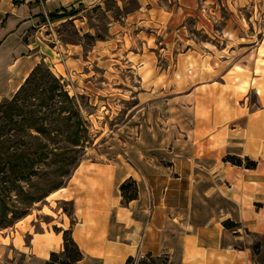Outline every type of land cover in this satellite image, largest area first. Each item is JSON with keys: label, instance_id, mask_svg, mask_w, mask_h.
Listing matches in <instances>:
<instances>
[{"label": "crops", "instance_id": "0c3cea01", "mask_svg": "<svg viewBox=\"0 0 264 264\" xmlns=\"http://www.w3.org/2000/svg\"><path fill=\"white\" fill-rule=\"evenodd\" d=\"M105 1L0 0V104L11 100L44 63L85 94L100 84L127 86L132 72L141 87L150 89L139 94L143 109L151 101L161 105L165 98L188 104L190 111L173 113L175 124L169 129L157 124L161 116L156 112L153 127L139 125L143 140L138 146L144 154L136 163L82 161L62 190L73 211L62 217L60 229L71 230L82 264H264V244L257 243L264 240V144L257 143L256 132L260 113L245 117L236 107L244 97L239 83L248 77L245 73L256 72L264 52V0H136L137 7L121 16L122 22L113 20L107 40L88 50L82 43L54 42L53 33L66 21L51 15L106 10ZM224 8L235 15L221 17ZM245 10L246 17L241 14ZM222 18L224 36L237 42L214 52L205 44V32ZM193 20L197 33L188 31ZM205 48L223 61L229 60L224 51L236 55L226 62L225 74H218L222 80L217 78L223 72L219 65L206 67ZM157 51L178 54L177 63L157 67L152 63ZM124 53L125 64L118 59ZM231 72L240 79L234 81ZM141 116L143 122L149 119L145 112ZM241 119L246 120L244 140L230 126ZM164 152H169L167 160ZM227 156L257 167L233 165ZM128 181L137 184L138 197L125 202L121 186ZM225 222L237 227L227 228ZM30 249L32 264H45L51 253L63 250V233H32Z\"/></svg>", "mask_w": 264, "mask_h": 264}, {"label": "rangeland", "instance_id": "374dc122", "mask_svg": "<svg viewBox=\"0 0 264 264\" xmlns=\"http://www.w3.org/2000/svg\"><path fill=\"white\" fill-rule=\"evenodd\" d=\"M104 7L110 12L107 13L106 10L97 7L92 10L80 9L78 12L72 10L63 18H59L66 22L53 33L56 35L54 42L59 40L66 43H82L88 50L96 41L107 40L111 35L113 20L120 19L121 16L135 9L137 2L136 0L122 1L121 5H118L115 0H106ZM78 13L79 16H77ZM241 14L246 17L249 10H245ZM220 15L227 20L232 18L235 13L233 10L224 8ZM225 19L215 22L211 26L208 25L209 29L205 32V44L214 52L216 49L222 50L227 45L231 47L234 45L233 43L237 42H234V39L229 41V36H224ZM120 21L122 22V19ZM187 26L188 31H197V24L194 20L190 21ZM127 28L128 31L132 30L131 27ZM244 28L249 32L250 28L246 23ZM85 30L90 33L81 34ZM133 31L137 30L133 29ZM227 40L231 43L228 42V44ZM209 49L205 48V65L209 69L219 65L223 72H218L217 78L222 80L223 78L218 74H225L226 62H233L236 55L231 54V51H224L229 60L223 61L221 57H214ZM229 54L231 57L228 56ZM259 54L256 72L245 73L248 74V77L244 82L239 83L242 87L238 90L244 97L239 96L241 98L236 107L238 115H245V117L254 112L260 113L259 126L256 131L257 143L260 145L264 144V112H261L264 110V69L262 70L264 66L261 67L264 63V52L261 51ZM124 58L125 53L118 57L121 62H124ZM152 58V63H155L157 67L166 68L169 64H176L179 57L178 54L166 56L157 51L155 55L152 54ZM144 62H146V69H149V61L145 60ZM51 73L56 77L53 71ZM128 75L127 78L130 82L127 86L104 88L100 84L92 92L88 91V94L79 93L75 83H66L59 79L65 92L74 101V108L70 110L71 114L69 113L70 121L63 118V115L67 116L68 113L63 115L60 113V107L65 106L63 99L57 98L56 101H60V103L47 102L43 96H40L41 90L49 87L51 79L46 86H40L39 89L36 81L32 80L27 86L29 96L17 100H14L13 97L11 100L1 103L0 264H32L33 252L30 249V234L42 233L45 229L55 232V229L61 227L62 217L64 215L70 217L73 205L71 202L63 200L66 194L62 190L67 186L76 166L82 161L121 160L130 164L136 163L144 154L138 146V143L143 140H139L141 130L139 125L153 127L154 112H156L157 117L161 116V120L157 121V124L161 125L163 129H169L171 125L175 124L173 113L190 111L188 104L171 103L165 98L161 105H153L155 103L151 101L143 109V105L139 106L143 96L140 97L139 94L150 89L141 87L138 82L140 78L138 74L130 72ZM230 75L234 81L240 79L234 72H231ZM166 92H168L166 95L170 96V89H167ZM142 112H145V118L149 117L144 122L141 116ZM245 121V119H241L230 125L234 129H238V137L241 140H244L245 136L242 130L243 128L245 130ZM36 127H43L46 132L39 134L36 132ZM174 129L171 127V131H175ZM164 134H168V132L164 131ZM251 134L250 137L255 135L253 130ZM146 140L152 142V138L147 137ZM240 143L244 144V142ZM11 152L27 153V158L34 161L37 174L26 180L11 176L12 171L6 165L7 156ZM260 154L264 158V151H261ZM38 157H40V162L37 161ZM163 157H166L167 160L169 152H164ZM46 194H48L47 197H45ZM14 215L17 219H14ZM257 243L261 246L264 244V240Z\"/></svg>", "mask_w": 264, "mask_h": 264}, {"label": "trees", "instance_id": "16d2710c", "mask_svg": "<svg viewBox=\"0 0 264 264\" xmlns=\"http://www.w3.org/2000/svg\"><path fill=\"white\" fill-rule=\"evenodd\" d=\"M63 16L64 15H51L50 18L52 20H56L59 18H63ZM50 79L51 83L49 87L43 88L41 90L40 96H43L47 102L56 101L57 98L63 99L65 106L60 107V113L61 115L66 113L69 114L70 110L74 108V101L65 92L63 86L60 84L59 79L52 75L51 71L44 63L38 65L33 70L29 78L26 80L25 84L19 89V91L14 96V100L29 96L27 86L31 83L32 80L36 81L39 86H37V88L39 89L40 86H46V84L50 82ZM56 102L60 103V101ZM70 114L67 116L63 115V118L65 120L70 121ZM36 132L39 134H43L46 132V130H44L43 127H36ZM27 157L28 155L25 152H11L10 154H8L6 159V165L12 171L11 176L17 179L26 180L32 178L37 174L34 161L32 159H28ZM37 161L40 162V157H38ZM225 161H228L236 166L245 167L247 169H255L257 167L256 162L250 161L248 159H245L243 161L238 157L227 156L225 158ZM121 193L125 202L133 201L138 197V186L134 181H128L121 186ZM47 195L48 194H46L45 197H47ZM14 219H17L15 215ZM225 227L235 228L237 227V225L230 222H225ZM55 232L63 233V250L61 252L51 253L49 260H47L45 264H82L83 253L73 240L71 230L55 229Z\"/></svg>", "mask_w": 264, "mask_h": 264}, {"label": "bare ground", "instance_id": "6f19581e", "mask_svg": "<svg viewBox=\"0 0 264 264\" xmlns=\"http://www.w3.org/2000/svg\"><path fill=\"white\" fill-rule=\"evenodd\" d=\"M260 171L262 172L264 171V166L260 167Z\"/></svg>", "mask_w": 264, "mask_h": 264}, {"label": "built area", "instance_id": "2783aa9c", "mask_svg": "<svg viewBox=\"0 0 264 264\" xmlns=\"http://www.w3.org/2000/svg\"><path fill=\"white\" fill-rule=\"evenodd\" d=\"M143 259H145L146 257L142 256Z\"/></svg>", "mask_w": 264, "mask_h": 264}]
</instances>
